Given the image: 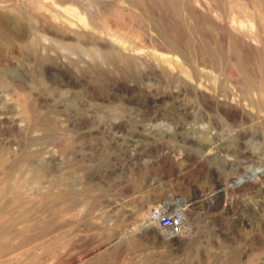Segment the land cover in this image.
I'll list each match as a JSON object with an SVG mask.
<instances>
[{
    "label": "rangeland",
    "instance_id": "374dc122",
    "mask_svg": "<svg viewBox=\"0 0 264 264\" xmlns=\"http://www.w3.org/2000/svg\"><path fill=\"white\" fill-rule=\"evenodd\" d=\"M39 1L0 0V264H264V0Z\"/></svg>",
    "mask_w": 264,
    "mask_h": 264
},
{
    "label": "bare ground",
    "instance_id": "6f19581e",
    "mask_svg": "<svg viewBox=\"0 0 264 264\" xmlns=\"http://www.w3.org/2000/svg\"><path fill=\"white\" fill-rule=\"evenodd\" d=\"M46 1H48V0H40L39 2H46ZM250 24H251V26L253 27L254 26V22H253V20H251L250 21ZM239 25V24H238ZM33 47V46H32ZM66 47H68V48H72L73 46L72 45H66ZM161 50V49H160ZM163 50V49H162ZM89 53H90V55L95 59V57L96 56H103L107 61H109V59L113 56V55H118L119 57H122L123 59H125L127 62H128V64L130 65V64H132V63H130V61H128L127 60V58H125V56L123 55V53H121L120 51H115V50H108V51H105V52H99L98 50H93V51H89ZM160 57H162V60L164 61V62H166L167 63V60H166V58L165 57H163L162 55H160ZM167 57V56H166ZM130 67H131V65H130ZM259 96V100L260 101H262L263 100V92H261L260 93V95H258ZM163 212H160V211H154V212H152L151 213V215H152V218H151V222L153 223V222H157V224H158V221H159V219L163 216ZM181 220H182V217H181ZM181 220H180V222H179V226H178V229L177 230H180V227H182V222H181ZM158 226H159V224H158ZM160 228V227H159ZM176 229H174V230H171L170 232H164V234L166 235V236H168V237H171V235L172 234H174L176 231H177ZM174 232V233H173Z\"/></svg>",
    "mask_w": 264,
    "mask_h": 264
},
{
    "label": "built area",
    "instance_id": "2783aa9c",
    "mask_svg": "<svg viewBox=\"0 0 264 264\" xmlns=\"http://www.w3.org/2000/svg\"><path fill=\"white\" fill-rule=\"evenodd\" d=\"M181 217L182 216L179 213L162 216L158 221L160 229L162 230L176 229L177 230Z\"/></svg>",
    "mask_w": 264,
    "mask_h": 264
}]
</instances>
